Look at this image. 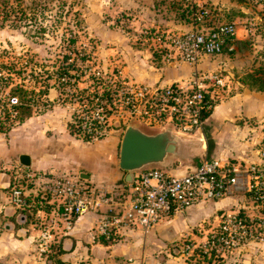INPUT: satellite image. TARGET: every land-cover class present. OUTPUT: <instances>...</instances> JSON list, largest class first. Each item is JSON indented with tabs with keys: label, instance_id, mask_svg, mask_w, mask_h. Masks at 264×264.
<instances>
[{
	"label": "built area",
	"instance_id": "2783aa9c",
	"mask_svg": "<svg viewBox=\"0 0 264 264\" xmlns=\"http://www.w3.org/2000/svg\"><path fill=\"white\" fill-rule=\"evenodd\" d=\"M196 17H200L198 13ZM235 35L233 22H219L167 33L165 46L174 56L196 63L204 55L220 53ZM61 74V82L79 83L74 73ZM98 79L104 86L86 95L88 103L74 97L81 105L74 112V130L87 137L112 132L108 127L113 117L118 120L119 116H135L152 127L170 123L183 132H203L215 104L216 89L225 84L221 76L199 69L181 84L105 79L100 72ZM258 156L245 163L205 156L177 174L156 168L143 170L116 192L99 190L77 173L14 165L3 204L13 207L16 216L25 214L23 222L30 226L33 249L48 256L69 232L73 221L86 212H98L95 230L99 236L116 240L134 230L146 232L162 218L194 204L231 196L240 190L248 191L256 201H264V147ZM218 218L215 229L186 243L187 253L199 258L224 257L251 237L253 217L249 213L231 208L223 210Z\"/></svg>",
	"mask_w": 264,
	"mask_h": 264
},
{
	"label": "rangeland",
	"instance_id": "374dc122",
	"mask_svg": "<svg viewBox=\"0 0 264 264\" xmlns=\"http://www.w3.org/2000/svg\"><path fill=\"white\" fill-rule=\"evenodd\" d=\"M10 7L17 11L23 9L26 17L15 18L21 15L16 12L4 20L0 14L2 133L21 121L14 116L21 114V108L29 107L33 114L56 105L69 112L68 129L75 137L90 141L106 137L109 133L87 137L75 132L72 120L75 110L81 105L75 102L74 97L88 103L86 95L100 91L104 86L98 81L99 72L105 79L124 78L142 82L130 76L129 67L136 65L131 56L134 51L139 52L141 58L149 53L157 65H168L172 60L188 63L174 56L165 46L167 33L233 22L239 36L235 35L234 39L249 40V46L240 51L239 45L233 42L218 54L203 56L206 64L202 71H212L227 79L216 89L215 104L244 86L241 79L259 64L262 59L260 53L264 51V0H8L6 8ZM184 8L193 9L189 18L181 16ZM230 46L236 52L231 53ZM181 63L173 67L182 69ZM63 71L67 75H77L79 83L61 82L59 76ZM226 83L230 86L227 87ZM16 84L27 89L24 97L11 91ZM21 101L24 102L21 106L11 107V104ZM6 107L10 112L8 117L4 115ZM131 118L119 116L116 120L113 117L108 129L122 132ZM261 122L264 123V119ZM263 143L262 135L257 146L264 147ZM13 166L0 168V171L10 173ZM101 170L107 171L108 168L101 166ZM233 197L237 203L228 208L249 213L253 217L250 224L253 233L246 242L227 251L224 257H213L210 262L264 264V222H261L264 221V201L250 198L246 190L237 191ZM223 210L218 211L216 220L208 225L209 229L204 234L216 228ZM22 225L31 233L28 223ZM201 237L183 238L171 248L184 257L185 264H206V261L186 251V243Z\"/></svg>",
	"mask_w": 264,
	"mask_h": 264
},
{
	"label": "crops",
	"instance_id": "0c3cea01",
	"mask_svg": "<svg viewBox=\"0 0 264 264\" xmlns=\"http://www.w3.org/2000/svg\"><path fill=\"white\" fill-rule=\"evenodd\" d=\"M131 56L136 65L129 67L130 76L156 84H181L191 76L192 70H201L206 64L203 56L196 63L172 60L168 65L154 64L149 53L141 58L139 52L134 51ZM178 63L182 69L173 67ZM226 80L223 78L224 82ZM226 86H230L229 83ZM262 119L264 91L251 90L244 85L221 98L204 124L207 157L242 162L257 160L262 148L257 144L264 136ZM68 120L69 112L54 105L24 118L7 132H0V168L24 166L18 156L27 153L31 164L26 167L83 172L88 174L83 178L99 190L116 192V188L126 183L124 171L118 165L122 132L112 131L106 137L90 141L72 135ZM101 166L108 170H101ZM190 166L174 162L166 170L177 174ZM9 179V173L0 171V217L10 224V228L3 227L0 231V264H185L184 257L171 245L183 238L201 237L216 220L218 211L228 210L237 203L231 195L194 204L162 218L146 232L134 230L116 240L99 236L95 230L98 212H86L73 221L69 232L54 245L48 256H43L33 249L28 230L21 227L25 222L18 221L14 208L2 202L6 199Z\"/></svg>",
	"mask_w": 264,
	"mask_h": 264
},
{
	"label": "water",
	"instance_id": "95a60500",
	"mask_svg": "<svg viewBox=\"0 0 264 264\" xmlns=\"http://www.w3.org/2000/svg\"><path fill=\"white\" fill-rule=\"evenodd\" d=\"M206 133L200 131L183 132L167 123L152 127L133 116L124 126L118 148V165L124 171L123 179L130 183L135 174L147 169L170 168L174 162L193 166L207 156ZM19 162L24 166L31 164L27 153H20ZM81 177L88 174L80 172ZM24 213L17 216L23 222ZM10 228L0 217L1 229Z\"/></svg>",
	"mask_w": 264,
	"mask_h": 264
},
{
	"label": "trees",
	"instance_id": "16d2710c",
	"mask_svg": "<svg viewBox=\"0 0 264 264\" xmlns=\"http://www.w3.org/2000/svg\"><path fill=\"white\" fill-rule=\"evenodd\" d=\"M15 1H19V0H15ZM8 0H0V5L3 6V9L0 8V14L2 15V18L4 20L8 19V17L10 16V14L12 13H16V12H20L21 15H16L15 18H22L23 15L26 14L24 12L23 9H20L19 11H17L15 8H6ZM193 9H189V8H184L182 10V12L180 13L181 16H186V18H189L188 16L190 14H192ZM33 13L35 14V11H33ZM195 17V15H194ZM73 40V39H72ZM236 43L238 46V50H242L245 48V46H249V40L248 39H230L227 41V43L225 44V46L228 47L229 44H233ZM237 50V51H238ZM229 51L231 53L236 52V49L234 50V47L230 46L229 47ZM260 55L262 56L261 61L259 62L258 65H256L255 67H253V69H251L250 71L246 72V75L241 79L242 83L247 86L249 89L251 90H256V91H264V51H261ZM11 91L13 93H20V95H22L23 97L25 96V94L27 93V89H23L21 86H18L17 84L14 85L13 87H11ZM32 91V90H30ZM30 100V99H28ZM24 102L21 101L19 104H11V107L16 108L19 107L23 104ZM4 115L5 116H10V112L8 111V107H6L5 111H4ZM31 115V109L29 107H24L21 108V114L19 115H14L15 117L17 116L19 119H24L25 117H28ZM199 259L206 261V264H211V260L213 259V257H207V255H202V257H200Z\"/></svg>",
	"mask_w": 264,
	"mask_h": 264
}]
</instances>
